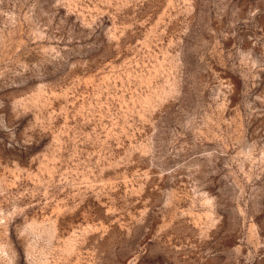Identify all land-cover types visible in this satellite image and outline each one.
<instances>
[{"label": "rangeland", "instance_id": "obj_1", "mask_svg": "<svg viewBox=\"0 0 264 264\" xmlns=\"http://www.w3.org/2000/svg\"><path fill=\"white\" fill-rule=\"evenodd\" d=\"M0 264H264V0H0Z\"/></svg>", "mask_w": 264, "mask_h": 264}]
</instances>
